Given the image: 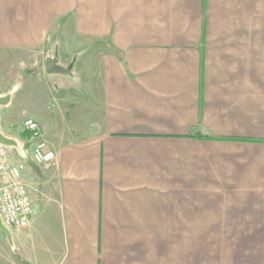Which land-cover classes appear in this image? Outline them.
<instances>
[{
	"label": "crops",
	"instance_id": "obj_1",
	"mask_svg": "<svg viewBox=\"0 0 264 264\" xmlns=\"http://www.w3.org/2000/svg\"><path fill=\"white\" fill-rule=\"evenodd\" d=\"M77 4L0 0V134L34 205L0 264H264V0Z\"/></svg>",
	"mask_w": 264,
	"mask_h": 264
},
{
	"label": "built area",
	"instance_id": "obj_2",
	"mask_svg": "<svg viewBox=\"0 0 264 264\" xmlns=\"http://www.w3.org/2000/svg\"><path fill=\"white\" fill-rule=\"evenodd\" d=\"M25 127L39 141L34 147L33 159L42 169L49 170L57 165V156L48 144L41 140L39 125L28 120ZM24 166L14 164L8 150L0 145V217L10 232L27 229L34 215V205L23 182ZM2 232L0 231V235Z\"/></svg>",
	"mask_w": 264,
	"mask_h": 264
},
{
	"label": "water",
	"instance_id": "obj_3",
	"mask_svg": "<svg viewBox=\"0 0 264 264\" xmlns=\"http://www.w3.org/2000/svg\"><path fill=\"white\" fill-rule=\"evenodd\" d=\"M46 71L48 74L54 73H67L69 70L63 69L56 65V61H49L46 65ZM4 103V100L0 99V106ZM0 145L8 146L9 142L0 134ZM0 231L8 236H10V231L3 225L0 217Z\"/></svg>",
	"mask_w": 264,
	"mask_h": 264
},
{
	"label": "rangeland",
	"instance_id": "obj_4",
	"mask_svg": "<svg viewBox=\"0 0 264 264\" xmlns=\"http://www.w3.org/2000/svg\"><path fill=\"white\" fill-rule=\"evenodd\" d=\"M83 1H84L85 4L82 5V2H83ZM76 3H78L77 5H78L79 7L82 5L81 10H84L85 13H86V0H76ZM79 4H80V5H79ZM58 32H59V34H61V33H64L65 31H63L62 27H59ZM55 44H56V43H55ZM57 44H59V43H57ZM94 46H95L96 48H98V47H97V43L94 44ZM52 48H53V47H52Z\"/></svg>",
	"mask_w": 264,
	"mask_h": 264
}]
</instances>
